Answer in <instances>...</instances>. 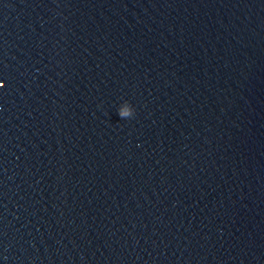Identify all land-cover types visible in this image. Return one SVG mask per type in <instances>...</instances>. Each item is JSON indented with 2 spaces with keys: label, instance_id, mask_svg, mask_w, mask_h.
<instances>
[{
  "label": "water",
  "instance_id": "water-1",
  "mask_svg": "<svg viewBox=\"0 0 264 264\" xmlns=\"http://www.w3.org/2000/svg\"><path fill=\"white\" fill-rule=\"evenodd\" d=\"M0 85V264H264V0H0Z\"/></svg>",
  "mask_w": 264,
  "mask_h": 264
},
{
  "label": "clouds",
  "instance_id": "clouds-1",
  "mask_svg": "<svg viewBox=\"0 0 264 264\" xmlns=\"http://www.w3.org/2000/svg\"><path fill=\"white\" fill-rule=\"evenodd\" d=\"M2 86L3 85H0V87ZM118 115L121 119L131 118L135 115V109L133 108V106L125 107L124 109L118 111Z\"/></svg>",
  "mask_w": 264,
  "mask_h": 264
}]
</instances>
